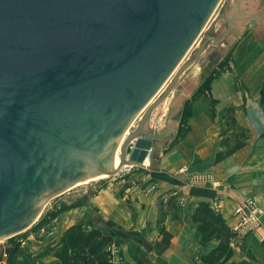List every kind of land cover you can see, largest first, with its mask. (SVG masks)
Instances as JSON below:
<instances>
[{"label": "water", "instance_id": "water-1", "mask_svg": "<svg viewBox=\"0 0 264 264\" xmlns=\"http://www.w3.org/2000/svg\"><path fill=\"white\" fill-rule=\"evenodd\" d=\"M219 1L0 0V239L82 181L158 165L164 139L147 123L171 89L128 127Z\"/></svg>", "mask_w": 264, "mask_h": 264}, {"label": "crops", "instance_id": "crops-1", "mask_svg": "<svg viewBox=\"0 0 264 264\" xmlns=\"http://www.w3.org/2000/svg\"><path fill=\"white\" fill-rule=\"evenodd\" d=\"M225 11L224 20L216 26L221 32L215 37L217 40L213 45L221 54H225L230 44L236 42L233 59L237 63L232 64V69L226 66L224 70L231 72L234 85L225 79L229 74L223 71L214 80L211 94L200 96L192 102L189 128L181 143L195 138L193 150L181 146L179 149L176 145L166 149L163 145L158 165L151 168L147 179L154 184L159 180L163 185L166 193L159 199L164 201V205H157L156 192L144 194L142 186H135L140 187L138 198L141 202L134 204L147 208L148 224L152 225L150 230L169 236L168 243H156L151 236L129 231L137 229L132 228V222H127L131 216L123 212L125 206L120 203L121 197L117 194L121 181L117 185L112 184L114 190H110L109 184L95 197H89L90 206L95 207L101 217L109 221V225L114 227L112 221L118 220L126 223L118 225L117 230L108 229L116 234V241L134 237L153 253L155 264H195L201 254L209 251L200 242L202 238L191 218L200 201L209 202L216 210L220 208L230 226L233 254L224 264H235L242 260L264 264V216L260 232L242 235L236 229L238 217L235 215L241 192L251 194L264 207V104L260 95V89L264 86V0H229ZM248 45H253L252 49ZM221 77L222 80H219ZM190 92L191 89H187L181 94L178 103L180 112ZM219 113L222 116L228 113L229 125L240 128L236 132L238 137L227 146L218 145L220 130L216 126ZM179 166L199 171L206 179L192 182L188 172H177ZM129 178L122 180L125 182ZM175 190L180 191L179 196L186 197L184 207L178 205L175 208L166 203ZM81 213L80 207L74 208L68 218L76 220ZM184 216L187 219H183ZM68 218L64 216L61 223H66ZM160 222L163 228L158 226ZM161 245L166 247L163 252L159 250ZM30 246L34 248L32 251L23 247L9 253L4 264H59L36 245Z\"/></svg>", "mask_w": 264, "mask_h": 264}, {"label": "rangeland", "instance_id": "rangeland-1", "mask_svg": "<svg viewBox=\"0 0 264 264\" xmlns=\"http://www.w3.org/2000/svg\"><path fill=\"white\" fill-rule=\"evenodd\" d=\"M226 6L227 0L219 1L209 19L207 20L206 24L204 25L203 29L197 35L181 61L178 63V65L175 67L173 72L169 75V77L166 79L157 93L153 96V98L131 122L130 126L128 127L129 132L137 127L146 109L155 101H157L165 92L171 89L163 102H160L151 112L149 124L147 123V127L157 128L158 132L163 136V145L166 146L164 147L166 149H169L174 145L178 146L179 149L180 146L186 148V150L187 148L191 150L194 149V146L196 144V142L194 141L195 138L181 143V140L185 137V134L189 128V117L193 112L192 102L200 96L210 95L214 80L225 70L226 66L232 69V64L237 63V61L233 59V49L236 42H232L230 44L229 50L225 54H221L217 49L214 48L213 45L214 42L212 37H217L221 32L219 29H216V26L220 21L224 20L223 17L226 14ZM223 23L224 21L222 22V24ZM207 39L208 41L204 46V42ZM248 46L250 47V49H252L253 47V45ZM256 48L260 49L259 47ZM197 51H199V57L197 58V60H195V62L189 64L190 60L194 58ZM179 69H182L181 73L175 80L174 84L171 85V82ZM228 72L229 71H224V74ZM228 74L229 75L225 76V79L227 78L228 82L231 85H234L232 81L233 78H231V72ZM219 80H222V77ZM187 89H191V92L189 94V97L185 98V105L183 107V110L180 112L178 110V103L180 98L182 97L181 94L187 91ZM218 117L219 121L216 126L218 127L217 130H220L218 145L227 146L231 143V141L238 137V133L236 132H239L240 128L231 127L229 125L230 117L228 116V113H226L224 116L219 113ZM133 145L134 140L128 146L127 154H130ZM163 145L161 146L160 151H162ZM151 160L152 156L151 158L147 159V163H151ZM125 166L126 167H123V169H121L117 174L99 178L93 183L81 182L69 188L68 190L52 197L45 205L39 218L31 226L15 235H12L0 241V264H4V261L8 257L9 253H15L20 248L27 247L32 251L34 248H32L30 244L36 245L37 248L40 249V251H45L48 255V258L56 260L59 264H63L62 261L55 255V252L61 245V236L64 230L70 224L83 222L85 228H90L97 224L109 230H117V228H119L118 225L122 226L123 224H126L122 220L112 221L114 225V227H112V225L108 224L109 221H107L104 216L101 217L95 207L92 208L90 206L89 201V197H95V195L99 194L101 190L103 188H106L109 184L111 185L110 190H114L112 188V184L117 185L120 181L121 182L119 183V187L117 188V194L121 197L120 203L125 206V211L123 212H125L126 215L129 214L131 216L130 218H128L129 221L127 222H132V228L137 229L129 231H138L140 234L143 233L145 237L151 236V239L156 243H168L169 236L165 237L163 236V234H160V232L158 234L157 231L150 230V227L152 225L148 224L149 215L147 208L140 204L137 205L141 201L138 198L140 187L137 188L135 187L136 185L142 186L141 189L143 188L144 194L149 193L150 195H152V193L156 192L157 205H164V201L162 199H159L160 196L162 198L163 194L166 193L164 192L163 185L159 183V180H156V184H154L153 182H151V180L147 179L153 166L151 164H128ZM183 171L189 173V178L192 182L202 181L203 178L206 179L202 174L198 173L199 171L195 172L190 170L189 167L185 168L183 166H179L177 172L180 173ZM125 177H130V180L127 179L124 182L122 179ZM143 179L144 181H142ZM141 182L143 183L140 184ZM171 194V197L166 200L167 204L169 203L170 206L175 208H178V205H180L181 207H184L186 205V197H183L182 195L179 196V190H175ZM248 196L255 198L254 196H251V194H244V192H241L240 199ZM92 202L94 203V201ZM79 207L82 212L81 217L77 218L76 220L69 219L68 217H71L69 215L70 212H72L74 208ZM219 209L220 208L217 207V210H215L221 212ZM235 215H237L236 212ZM64 216L65 218L67 217L68 220L66 223L64 222V224H62L61 221L63 220ZM177 216L179 217L180 215ZM121 217H123V215ZM185 218L187 219V216L183 217V219ZM66 224L68 225L65 226ZM158 226L163 228L161 222ZM162 230L164 231V229H161V231ZM200 242L204 244L206 250H210L212 247H215L219 243L218 240H212L208 244H205L202 240H200ZM114 247V256L117 261L125 260L130 264H136L137 257L144 254L148 258L149 262L155 264L153 261V253L151 254V252L148 251L134 237H127L123 240L117 239V241H115L114 243ZM165 248L166 247L164 245H161L159 247V250L163 252ZM204 255H206V253L201 254L199 256V260L197 258V260L195 261V264H208Z\"/></svg>", "mask_w": 264, "mask_h": 264}, {"label": "trees", "instance_id": "trees-1", "mask_svg": "<svg viewBox=\"0 0 264 264\" xmlns=\"http://www.w3.org/2000/svg\"><path fill=\"white\" fill-rule=\"evenodd\" d=\"M261 101L264 104V86L260 89ZM192 220L205 244L218 240L205 256L208 264H224L233 254L231 246V229L222 212L207 201H200L191 214ZM116 234L100 225L85 228L83 222L69 225L61 236V245L55 255L63 264H130L125 260L114 258L112 246ZM226 249V250H225ZM242 260L235 264H252ZM136 264H152L142 254L137 257ZM254 264V263H253Z\"/></svg>", "mask_w": 264, "mask_h": 264}, {"label": "built area", "instance_id": "built-area-1", "mask_svg": "<svg viewBox=\"0 0 264 264\" xmlns=\"http://www.w3.org/2000/svg\"><path fill=\"white\" fill-rule=\"evenodd\" d=\"M235 212L238 217L236 229L240 234L261 231L264 207L255 198L248 196L239 200ZM112 250L115 254L114 245L112 246Z\"/></svg>", "mask_w": 264, "mask_h": 264}, {"label": "bare ground", "instance_id": "bare-ground-1", "mask_svg": "<svg viewBox=\"0 0 264 264\" xmlns=\"http://www.w3.org/2000/svg\"><path fill=\"white\" fill-rule=\"evenodd\" d=\"M127 133H128V131H127ZM126 134V133H125ZM125 134H123L120 138H119V147H118V149H117V152H116V158H115V166H118V164L120 163V160H121V154H120V144L122 143V141L124 140V138H125ZM148 159V158H147ZM147 159H146V162H145V164H151V163H147L148 161H147ZM135 164H137V165H141V164H138V163H135ZM128 165V164H127ZM129 165H133V164H129ZM126 167V166H125ZM124 167V168H125ZM106 176H108V175H106V174H101V175H98V176H96V177H93V178H90V179H87V180H85V181H82V183H85V182H94V181H96L97 179H99V178H102V177H106ZM1 240H3V239H0V241Z\"/></svg>", "mask_w": 264, "mask_h": 264}]
</instances>
